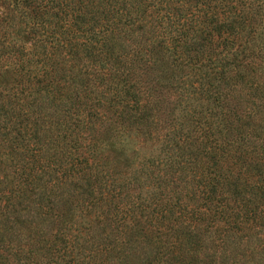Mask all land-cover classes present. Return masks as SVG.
<instances>
[{
  "label": "trees",
  "instance_id": "obj_1",
  "mask_svg": "<svg viewBox=\"0 0 264 264\" xmlns=\"http://www.w3.org/2000/svg\"><path fill=\"white\" fill-rule=\"evenodd\" d=\"M0 264H264V0H0Z\"/></svg>",
  "mask_w": 264,
  "mask_h": 264
}]
</instances>
